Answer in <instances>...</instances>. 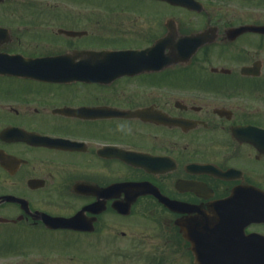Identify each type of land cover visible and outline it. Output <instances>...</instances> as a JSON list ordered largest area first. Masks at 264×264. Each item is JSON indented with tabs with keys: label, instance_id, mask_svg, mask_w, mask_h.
Segmentation results:
<instances>
[{
	"label": "flooded vegetation",
	"instance_id": "af4514ba",
	"mask_svg": "<svg viewBox=\"0 0 264 264\" xmlns=\"http://www.w3.org/2000/svg\"><path fill=\"white\" fill-rule=\"evenodd\" d=\"M90 2L0 0V264H264V0Z\"/></svg>",
	"mask_w": 264,
	"mask_h": 264
},
{
	"label": "rangeland",
	"instance_id": "374dc122",
	"mask_svg": "<svg viewBox=\"0 0 264 264\" xmlns=\"http://www.w3.org/2000/svg\"><path fill=\"white\" fill-rule=\"evenodd\" d=\"M46 1H51V0H46ZM55 1V0H54ZM56 1H64V0H56ZM69 1H73V0H66V2H69ZM91 0H84V5L82 4V10H83V12L85 13V14H87V13H89L88 15H86V16H88V17H90V18H95L96 17V15L97 14H99V16H101L100 15V13H102V12H105V11H101V10H99V9H95L96 8V6L95 5H97L95 2H93V7L90 5V4H92L91 2H90ZM94 1H96V0H94ZM115 1H118V2H121V0H115ZM131 0H123V2L122 3H129ZM86 2H90V4H85ZM106 3H107V1H106ZM114 4H117V5H119V4H121V3H114ZM92 7V8H91ZM94 24H95V21H94ZM181 86H185V87H187V86H191L192 84H190V83H181L180 84ZM163 91H165V90H163ZM181 92V91H180ZM190 92H192V93H194V91H190ZM196 94H200V92H195ZM164 94V93H163ZM202 94V93H201ZM165 96V95H164Z\"/></svg>",
	"mask_w": 264,
	"mask_h": 264
}]
</instances>
